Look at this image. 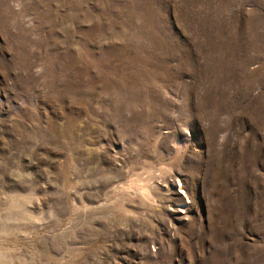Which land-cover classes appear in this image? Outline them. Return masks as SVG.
I'll return each instance as SVG.
<instances>
[{"label":"rangeland","instance_id":"obj_1","mask_svg":"<svg viewBox=\"0 0 264 264\" xmlns=\"http://www.w3.org/2000/svg\"><path fill=\"white\" fill-rule=\"evenodd\" d=\"M0 264H264V0H0Z\"/></svg>","mask_w":264,"mask_h":264}]
</instances>
